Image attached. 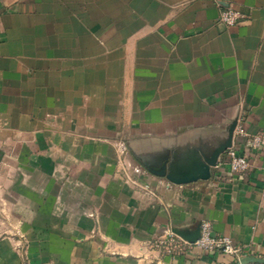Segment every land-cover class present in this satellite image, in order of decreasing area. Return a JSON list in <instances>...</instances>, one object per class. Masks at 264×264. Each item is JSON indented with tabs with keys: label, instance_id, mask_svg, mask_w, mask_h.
I'll use <instances>...</instances> for the list:
<instances>
[{
	"label": "crops",
	"instance_id": "crops-1",
	"mask_svg": "<svg viewBox=\"0 0 264 264\" xmlns=\"http://www.w3.org/2000/svg\"><path fill=\"white\" fill-rule=\"evenodd\" d=\"M234 122L264 132V0H0V264H240L153 247L204 222L264 260V149L194 181Z\"/></svg>",
	"mask_w": 264,
	"mask_h": 264
},
{
	"label": "built area",
	"instance_id": "built-area-1",
	"mask_svg": "<svg viewBox=\"0 0 264 264\" xmlns=\"http://www.w3.org/2000/svg\"><path fill=\"white\" fill-rule=\"evenodd\" d=\"M246 15L239 9L234 7H228L224 9L219 17L221 24L227 27H234L242 23L246 19ZM234 136H242L250 139L251 146L254 149H264V132L251 135L249 134L243 125L237 124L234 131ZM227 163L231 173L238 178L246 176L251 169L250 160L239 154L233 147L229 148L226 152ZM183 245L196 246L201 250L209 253L223 252L225 254L234 256L241 263V250L234 245L233 240L226 235H217L213 231V226L210 222H204L201 224V236L196 243H189L183 240L175 233H170L167 236L158 239L153 247L156 249H167L169 251L177 250ZM249 264H261V263H249Z\"/></svg>",
	"mask_w": 264,
	"mask_h": 264
},
{
	"label": "water",
	"instance_id": "water-1",
	"mask_svg": "<svg viewBox=\"0 0 264 264\" xmlns=\"http://www.w3.org/2000/svg\"><path fill=\"white\" fill-rule=\"evenodd\" d=\"M237 127V122H234L229 130V137L226 140L225 143L220 145L211 156H208L205 158L206 160V169L205 172L202 176L197 177L194 179V181H197L199 179L202 180H208L211 178L212 173H211V167H216L218 166L219 159L221 155L227 152L229 148L233 146V141H234V131ZM153 173L159 175V176H166V170L165 168L161 170H151ZM175 234L180 236L183 240L188 241L189 243H196L200 236H201V225L198 226L195 230H175ZM249 263H261L264 264V260H259V259H252L250 262L242 261L240 264H249Z\"/></svg>",
	"mask_w": 264,
	"mask_h": 264
}]
</instances>
